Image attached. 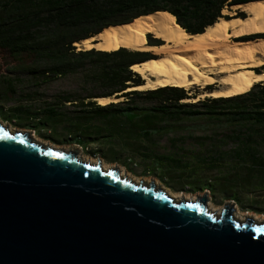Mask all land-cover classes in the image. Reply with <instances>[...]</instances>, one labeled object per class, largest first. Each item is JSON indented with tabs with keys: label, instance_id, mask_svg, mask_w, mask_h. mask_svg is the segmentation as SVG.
Instances as JSON below:
<instances>
[{
	"label": "trees",
	"instance_id": "obj_1",
	"mask_svg": "<svg viewBox=\"0 0 264 264\" xmlns=\"http://www.w3.org/2000/svg\"><path fill=\"white\" fill-rule=\"evenodd\" d=\"M251 1L256 0H0V99L16 101L11 109L0 102V115L60 143L70 138L81 145L90 143L84 142L87 132L105 131L113 122L118 134L129 135L131 129L122 122L127 114L131 122H142L137 135L152 144V130L183 128L200 149L178 148L180 153L164 157L169 164L197 165L201 173L235 166L236 176L251 183L259 176L258 183H264V81L237 95L186 101L192 97L178 86L129 90L144 83L131 67L150 58L149 52L75 45L112 25L158 11L170 12L186 32L203 33L220 18L231 17L224 10ZM7 55L11 59L4 63ZM60 80L74 84L53 89ZM115 95L125 99L97 102ZM113 110L123 113L114 121L106 116ZM97 119L101 126L93 125ZM199 122L205 133L191 135L198 129L191 124ZM137 146L150 149L144 141Z\"/></svg>",
	"mask_w": 264,
	"mask_h": 264
},
{
	"label": "water",
	"instance_id": "obj_2",
	"mask_svg": "<svg viewBox=\"0 0 264 264\" xmlns=\"http://www.w3.org/2000/svg\"><path fill=\"white\" fill-rule=\"evenodd\" d=\"M97 160L0 119V264H264V220Z\"/></svg>",
	"mask_w": 264,
	"mask_h": 264
},
{
	"label": "bare ground",
	"instance_id": "obj_3",
	"mask_svg": "<svg viewBox=\"0 0 264 264\" xmlns=\"http://www.w3.org/2000/svg\"><path fill=\"white\" fill-rule=\"evenodd\" d=\"M233 7L246 12L247 16L239 17L236 12H232L229 19L220 18L203 33L186 32L174 23L170 12L158 11L105 28L98 35L76 44L78 48L85 49L115 50L126 47L151 52L153 56L131 67L141 75L144 83L129 89H155L172 85L189 90L199 86L203 90L199 98L207 95L233 96L249 89L256 82L264 81V68L261 71L255 68L264 66V37L254 36L264 33V0L240 3ZM150 34L162 42H147ZM209 85H213V88L208 89ZM118 100L117 96L97 98L100 104ZM122 173L126 172L122 170ZM169 192L175 197L196 199L195 195ZM211 207L216 209L214 205ZM237 216L244 219L243 214L237 213ZM260 219L263 220L261 217L257 220Z\"/></svg>",
	"mask_w": 264,
	"mask_h": 264
},
{
	"label": "rangeland",
	"instance_id": "obj_4",
	"mask_svg": "<svg viewBox=\"0 0 264 264\" xmlns=\"http://www.w3.org/2000/svg\"><path fill=\"white\" fill-rule=\"evenodd\" d=\"M224 12L230 16H232L230 14L232 12H236L235 14L237 15L239 13H244L247 16L246 12L233 6L224 10ZM148 38L150 39L147 40L149 43L162 42V40H159L151 34L148 35ZM151 39H157L158 41ZM149 53L148 56H153L151 52ZM6 57L2 56V61L4 63L11 59L8 55ZM258 70L261 71L263 69ZM72 82V80H60L55 83L52 88L55 89L58 86H71L74 84ZM24 83L25 82H21V84ZM23 86L24 85H20L19 89ZM207 87H213V85ZM186 91L192 97L189 101H196L194 99L199 100L204 98H199L200 94L203 92L199 86H195V88L189 90L186 89ZM121 99L125 98L122 97ZM0 102L3 103L1 105H4L5 109H11L16 104V101L6 99H0ZM120 114L123 113H117L113 110L106 113V116L112 118L114 121ZM127 115H125L126 118L122 122H125L126 129H131L129 135L128 133L118 134L117 131H119V129L114 126L115 122H113L114 124H111L112 126H109L105 131L87 132L88 135L85 137L84 142L90 143L86 145L74 143L70 138L60 143L53 138H47L44 136V132L40 133L34 128L20 127L14 121L4 119L2 115H0V119L12 128H21L30 131L41 141L72 148L78 150V154L82 157L85 156L86 158L98 159L108 166H117L134 178H143L147 181L154 180L158 185L178 195H195L196 197L207 195L209 205H214L216 208H222L225 203H235L236 214H243L244 218L253 217L259 219L261 217L264 220V183H258L259 176L256 179L257 182L251 183L250 181L243 180L242 175L238 177L234 174L235 166L221 168L218 173H216V170H211L209 168H206L205 172L201 173L197 165H195L194 168H178L172 166L169 164L168 159L164 157L168 158L171 157L170 154L172 153H180L181 150L178 148L198 150L200 149L199 142L190 138L188 131L183 128L169 129L167 127L151 131L155 139L152 144L149 140H144L137 135L141 132L138 127L142 125V122H131L127 118ZM106 116L104 115V118H107ZM100 121L102 120L97 119L92 123L93 125L101 126L102 124ZM191 125L198 128L196 131H191V135H201L205 133V130L199 128L202 126L201 122L196 124L192 123ZM135 128L138 130L137 132L134 131ZM58 137H60V140L65 138L64 136ZM95 137L96 139H94ZM141 141L148 143L150 149L142 147L137 148V145H139ZM240 169L242 170L244 168ZM214 177L216 178L214 179Z\"/></svg>",
	"mask_w": 264,
	"mask_h": 264
},
{
	"label": "flooded vegetation",
	"instance_id": "obj_5",
	"mask_svg": "<svg viewBox=\"0 0 264 264\" xmlns=\"http://www.w3.org/2000/svg\"><path fill=\"white\" fill-rule=\"evenodd\" d=\"M209 89H212L213 87H208Z\"/></svg>",
	"mask_w": 264,
	"mask_h": 264
}]
</instances>
